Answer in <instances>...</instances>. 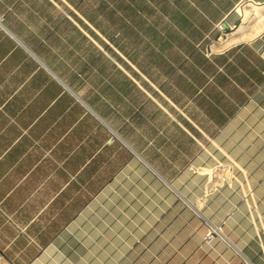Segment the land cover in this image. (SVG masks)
<instances>
[{
	"label": "crops",
	"instance_id": "crops-1",
	"mask_svg": "<svg viewBox=\"0 0 264 264\" xmlns=\"http://www.w3.org/2000/svg\"><path fill=\"white\" fill-rule=\"evenodd\" d=\"M242 1L0 0L4 262L264 264Z\"/></svg>",
	"mask_w": 264,
	"mask_h": 264
},
{
	"label": "bare ground",
	"instance_id": "bare-ground-1",
	"mask_svg": "<svg viewBox=\"0 0 264 264\" xmlns=\"http://www.w3.org/2000/svg\"><path fill=\"white\" fill-rule=\"evenodd\" d=\"M264 30V4L248 5L243 11V18L236 34L252 37ZM233 33V32H232ZM234 34H232L233 36ZM231 37V36H230ZM228 39L227 41H229ZM224 41V39L222 40Z\"/></svg>",
	"mask_w": 264,
	"mask_h": 264
},
{
	"label": "rangeland",
	"instance_id": "rangeland-1",
	"mask_svg": "<svg viewBox=\"0 0 264 264\" xmlns=\"http://www.w3.org/2000/svg\"><path fill=\"white\" fill-rule=\"evenodd\" d=\"M249 4H256V3H254L252 0H243L242 1V3L238 6V11H239V13H240V18H239V22H238V25H239V23H240V20H241V17H242V13H243V11H244V9H245V7H247ZM229 36V35H228ZM227 34H220L219 36H217L216 37V39H215V42L216 43H218V42H220L222 39H228L227 37ZM214 42V43H215ZM213 44V43H212ZM264 50V49H263ZM263 52V51H262ZM263 54V53H262ZM217 167H223L222 166V163H218L217 164ZM216 167V168H217ZM0 264H7L6 262H4L3 261V259H1L0 258Z\"/></svg>",
	"mask_w": 264,
	"mask_h": 264
},
{
	"label": "built area",
	"instance_id": "built-area-1",
	"mask_svg": "<svg viewBox=\"0 0 264 264\" xmlns=\"http://www.w3.org/2000/svg\"><path fill=\"white\" fill-rule=\"evenodd\" d=\"M262 53H263V55H264V50H263V52H262Z\"/></svg>",
	"mask_w": 264,
	"mask_h": 264
}]
</instances>
